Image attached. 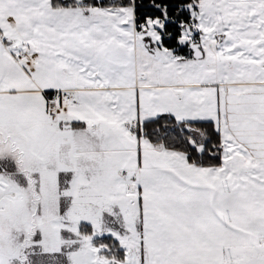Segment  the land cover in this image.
<instances>
[{"label": "snow or ice", "instance_id": "1", "mask_svg": "<svg viewBox=\"0 0 264 264\" xmlns=\"http://www.w3.org/2000/svg\"><path fill=\"white\" fill-rule=\"evenodd\" d=\"M0 264H264V0H0Z\"/></svg>", "mask_w": 264, "mask_h": 264}]
</instances>
